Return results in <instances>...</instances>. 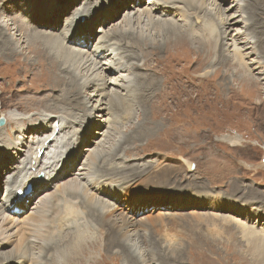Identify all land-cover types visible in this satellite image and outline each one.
<instances>
[{
  "label": "bare ground",
  "instance_id": "bare-ground-1",
  "mask_svg": "<svg viewBox=\"0 0 264 264\" xmlns=\"http://www.w3.org/2000/svg\"><path fill=\"white\" fill-rule=\"evenodd\" d=\"M43 1L45 4L50 1L56 2L54 11L44 14ZM130 1L134 5H127L122 20L108 28L105 27L111 19L110 16H116L120 12L117 1L82 0L76 4L79 0L69 2L38 0L36 4L29 5L37 9L33 11L32 18H26L23 12L17 14L18 17H23L25 28L12 18L0 19V58L2 60L8 61L6 54L19 55L25 56V59L29 61L24 60V62L33 64L34 58L30 57L28 52H38L43 54L42 57L44 56L45 62L49 65H57L62 69L61 72L56 73L55 85L53 84V90L60 89L58 95L52 96L47 93L38 97V94L41 95V89L39 92L25 90L27 97L33 100V104H17L10 96V100H13L10 103H13V106H9V109L2 112L0 109V113L7 120L6 127L0 128V264H40L39 257L43 247L54 248V253L51 255L53 261L48 259L43 264H99L96 254L99 252L101 255V250L108 248L109 238V246L113 245L119 249L123 255L122 260L126 264H152L154 261L156 264H170V260L187 264L188 260L182 259L179 254L186 252L187 243L194 242H200V246L206 245L215 251H220L218 241H215L216 238L212 235L217 233L210 226L220 225L223 219L218 217L219 221H215L214 215L211 214L191 216V223L195 224L196 229L193 228L194 230L191 231L193 234L188 238L193 237L186 243L180 242L172 246L170 242H163L162 245V242L158 244L156 241L152 243L150 241V243L147 242L149 248L147 246L146 249L143 244L144 251L137 250V245L129 242L138 238L140 233L146 232L142 229L146 224L136 222L124 211L129 203L127 202L129 194L126 193V189L135 180L129 173H127L128 176L125 173V176L121 177L115 172L98 170L94 167L92 159H99L101 167L108 168L110 171L116 167L126 168L120 156L122 150L110 156L115 133L119 132L118 128L112 125L119 123V119L123 122L132 117L129 111H122L126 106L135 109L138 114L139 120L133 127L138 129L140 125L138 131L141 129L146 133L151 124V121L146 123L145 120L147 108L152 119L158 117L166 119L172 107L183 108L190 113L199 111L197 105L201 103L203 95L211 94V92H197L195 81H198L197 84L200 85L199 79L207 76L210 66L209 58L213 54L217 56L219 64L221 61L229 60L223 53L222 39L231 42L228 46L235 54L233 63L237 64L236 78L241 82L249 80L254 81L255 84L261 83L258 81L259 74L264 75V47L262 38L255 30V25L259 16L264 15V0H221L226 5L223 10L218 8L213 0ZM143 1L145 5L141 6ZM64 11L68 12V16H64V23L60 28V24L58 25L55 19L56 15ZM214 12L220 14L219 27L212 26L205 19L206 14ZM43 19L47 20L46 24ZM213 19L217 20L214 17ZM8 21L11 22L8 23ZM31 21H38L43 31H47V26L53 25L49 29L55 34L33 31L36 26L33 27ZM95 23L100 24L94 28ZM197 23H202V27L196 26ZM84 24L87 25L83 27ZM240 26L244 30L241 31ZM28 29V33L23 32ZM20 30H23L22 33L16 32ZM76 30L83 31L85 38L73 36ZM232 30L234 33L230 34ZM178 32L180 36L177 35ZM89 41H92L90 47ZM166 44L178 45L186 55H201V57L193 63H188L185 59L189 58L185 56L182 58L179 55L172 56L169 52L164 53L163 56L168 61L167 66L169 65V73L163 75L166 79H163L160 84L150 79L147 84H140L138 78L145 72L150 71L149 76H156L152 61L157 59L158 53L154 51L165 50L163 47ZM255 51L262 53L263 62H259L262 70L259 69L261 66L252 65L256 62L253 59L249 61V64L242 61L244 57L248 58L250 54H255ZM36 62L43 64L41 61ZM182 62L191 68L186 74L177 72ZM18 66L13 67V72L15 69L17 73ZM254 70H256L255 74ZM87 89L91 92L88 93ZM213 95H215L213 99H221L217 93L214 92ZM249 96L250 94L247 97ZM22 98L19 99L23 100ZM46 98L54 101L55 107L44 104L43 101ZM1 102L0 97V108ZM200 118H202L201 115ZM193 119V126H195L198 121ZM92 123H95L98 128L102 127L101 130H97L102 138L96 143L95 148L89 146L83 148L89 156L85 157L78 168H73L76 159L70 161L68 159L72 157L68 155L76 150L73 154L77 158V150L79 154L81 151L79 144L84 130L87 128L90 134L91 127H94ZM103 126H106V129ZM172 126L173 123L168 124V127L172 128ZM225 138L231 143L239 140L234 136ZM129 152V149L124 151V153ZM70 174H74L75 179L79 180L77 184L68 178ZM52 192L53 196H51ZM19 194L22 195L20 197L27 194L24 197L27 203L18 197ZM78 194L81 195L80 206L72 201ZM58 197H64L59 211L58 203H54ZM86 200L96 212L97 219L107 227L105 233L108 234V239H105L99 231L93 233L89 230L90 227H95L84 219L85 213L79 209ZM16 208L33 209L32 213L38 221L25 232L23 244L18 251L4 252L3 248L13 239L11 229L5 226L9 219L7 212ZM238 212L249 213L250 210L240 209ZM224 220L229 225L223 224L221 227L233 231L234 226L230 224L235 225L245 243H243L244 246H234L237 244L235 242L237 238H234L232 242L235 244L231 246V241L223 238L224 243H220L224 251L220 252L227 256L226 252L231 250L235 255L242 256L244 264H264V232H256L252 227L237 224L227 218ZM199 222L205 224L206 228L203 231L208 232L204 234L201 231L202 226L197 225ZM75 226H82V229L79 230L80 228ZM62 229H65V232L61 233V236L66 232L77 233V235L64 240L60 237ZM206 234L212 237L207 238ZM53 235H55L54 238H52ZM226 242L229 245L225 244ZM155 247L159 249H156L158 252L153 254ZM162 247L164 249L160 250ZM56 251L63 255V261L56 256ZM162 251L167 252L168 255H161Z\"/></svg>",
  "mask_w": 264,
  "mask_h": 264
},
{
  "label": "rangeland",
  "instance_id": "rangeland-1",
  "mask_svg": "<svg viewBox=\"0 0 264 264\" xmlns=\"http://www.w3.org/2000/svg\"><path fill=\"white\" fill-rule=\"evenodd\" d=\"M37 1L38 0H0V19L5 18L9 20L12 18L16 23L25 28L23 17H18L17 14L23 12L26 18H32L33 11L37 9L29 5L33 3L36 4ZM58 1L69 2L72 0ZM116 1L119 5L120 12L117 13L116 16H110L111 19L105 28L112 26V24H116V22H120L127 5L133 4L130 0H113V2ZM80 2H82V0H79L76 4ZM213 2H215V5L221 10L226 8L225 3H222L221 0H213ZM42 5L45 7L42 9L44 14L53 12V8H56V2L50 1L45 4V1H43ZM144 5L145 1L142 2L141 6ZM66 12L67 11H64L61 12L60 15H56L55 20L58 21V25L60 24V28L63 26L64 16H68V12ZM206 15V21L212 26L219 27V24L221 25L219 13L214 12L213 14ZM213 17L218 21L213 19ZM43 20L46 24L47 20ZM10 22L11 21H8V23ZM31 23L33 27L34 25L36 26L33 31L55 34L53 30L49 29L53 25L47 26V31H43L38 21H31ZM87 24H84L83 27ZM99 24L100 23H95L93 27L95 28L99 26ZM196 26L201 28L202 23H197ZM74 29H76V27ZM221 29L223 30V26ZM239 29L241 31L244 30L242 26H240ZM255 30L262 38L261 41L264 47V15L259 16L257 19ZM22 31L23 30L16 32L22 33ZM28 31L29 29L23 32L28 33ZM11 32H13V30H11ZM233 33L234 30H232L230 34ZM177 35L180 36L179 32ZM73 36L85 38L83 31L78 30H76ZM221 41L223 53L228 56L229 60L226 62L221 61V64H219L217 62V56L213 54L209 58L210 66L207 76L199 79L200 85L197 84L198 81H195L197 92H211V94L203 95V99L200 100L201 103L197 105L199 111L190 113L183 108L178 109L172 107V109L168 111L166 119L161 117L152 119L147 108L145 120L146 123L147 121H151V124L149 125L148 133H146L141 129L138 131L140 125H138V129L133 127L139 120V118H137L138 114L135 109L126 106L125 110L123 109L122 111H129L132 113V117L123 120V122H120L121 119H119V123L112 125V127H117L119 132L115 133L114 143H112L113 145L111 146L112 150L110 149L111 152L109 151L110 156H112L116 152L119 153L120 150H122L120 156H122V163L126 165V168L121 169L116 167L113 168V171H110L108 168L104 169L101 167L98 161L99 159H92L94 161V167L98 170H102L103 172L107 170V172L111 173L115 172L121 177L122 175L125 176V173L126 175L129 173L135 180L131 186L126 189V193L131 196L128 195V205L123 206H126L124 211L130 215L131 219L146 224V226L142 228L146 230V232L144 234L140 233L138 238H135V240L132 239L133 241L129 242L131 244L135 243L134 245H137V250L144 251V245L146 249L147 246L149 248L148 243H150V241L151 243L152 241H156L158 244L162 242V245L163 242H170L172 246H176V243L188 242L193 237L188 238L189 235L193 234L191 231L196 229L195 224L192 225L191 223V216H198L199 214L206 216L209 214L214 215L215 221H219L218 217L223 219L220 225L210 226V228L214 229L217 233H212V235L215 236V241H218V248L222 252L224 249L221 243H224L225 240L228 241L229 239L231 241V246L235 244L232 242L234 238H237L235 240L237 244L234 246H244L243 243H245L244 239L240 237L241 233L235 225L230 224L234 226L233 231L227 228L229 223H225L224 219L226 218L237 222V224L252 227L256 232H264V79H261L264 75L259 74L258 83L261 82L259 83L260 85L255 84L254 81L250 82L249 80L244 82L239 81L236 78L237 72H235L237 64L235 65V62L233 63V61H235V54L231 50V47L228 46L231 42L226 39H222ZM91 44L92 41H89L88 46L90 47ZM80 46L87 50L83 45ZM163 48H165V50L154 51L158 53V55L157 59L152 61L154 73L161 78L149 76L148 74L150 71L148 69L149 72H145V74L138 78L140 84L145 85L150 80H156L157 83L160 84L163 79H166L163 75L169 73V65L167 66L168 61L165 56H163L164 53L169 52L172 56H185L189 58H184L188 63H193L198 57H201V55H186L183 49L178 45L166 44ZM126 50H129V48H126ZM87 51L90 52L89 50ZM28 55L34 58L33 64L28 63L29 61L25 59V56H11L6 54L8 61L0 58L1 112L5 111L9 106H13V103H10L13 102V100H10V96L14 98V102L16 101L17 104H33V100L27 97L28 94L24 92L25 90L39 92L41 89V95L38 94V97L47 93L52 96L59 94L60 89L53 90V84L55 85L54 80L57 75L56 73L61 72L62 69L58 68L57 65L51 66L45 62V58L44 56L42 57L43 54L41 53H32L29 51ZM261 57L262 53L260 51H255V54H250L248 58L244 57L242 61L249 64V61L253 59L256 61L252 64L253 66H261V63H259L263 62ZM24 60L28 62L26 63ZM35 60L41 61L43 64L40 65V62L37 63ZM15 65H19L17 73L15 69L14 72L12 70ZM190 69L188 65L182 62V64L178 66L177 72H179V74H186ZM259 69L262 70V66ZM25 71H27V73H25ZM253 73L255 74L256 70H254ZM141 77L142 79H140ZM86 91L88 93L91 92L90 89ZM214 92L217 93L221 99H213L215 96L213 95ZM231 93L234 96L230 95ZM248 94H250L249 97H247ZM230 96L231 99H229ZM20 97H23V100L19 99ZM45 100L43 101L44 104L55 107L54 101L47 98ZM34 105L37 106V104ZM11 111L13 110L11 109ZM139 113V115H141V112ZM200 115L202 118H200ZM0 118L4 120L0 128L6 127L7 120L2 116V113H0ZM193 118L198 121L195 126H193ZM178 119L180 120L178 121ZM169 123H173L172 128L168 127ZM91 125L94 127H91L92 129L90 128V134H88L89 130L87 128L84 130L81 138L82 141L79 144L81 151L79 154V150H77V158H75V154H73L76 150L70 152L68 155V157H72V159L69 158L68 160L71 161L76 159L73 168H78L85 157L89 156V153L83 151V148L88 146L90 148H95L96 143L102 138L101 135L97 133V130H101L102 127L98 128L95 123ZM104 127L106 129V126H103V128ZM178 128L182 129L179 130ZM226 136H234L239 138V140L235 143H231L225 138ZM122 148H124V150ZM125 149H129V153L131 154L124 153ZM106 157L108 158L107 154ZM75 177L74 174H70L68 178L75 181V184H77L79 180H76ZM143 190L144 193H142ZM25 196L19 197L21 200L24 199L26 201L24 198ZM51 196H53V192ZM63 199L64 197H58L54 201L55 204L58 203V211ZM79 200H81L80 194L72 201L74 204L80 206L82 203ZM239 208L249 209L250 212L240 214L238 212L240 210ZM79 209L84 211V219L88 220V222L95 227H90L89 230L93 233L99 231V233L101 232L105 236V239H108L109 236L105 233L107 227L97 219L96 212L90 207L89 201L86 200V203ZM33 211L34 210L31 208H26L25 210L16 208L15 210L13 209L7 212L9 219L5 223V226L11 229L10 233L13 239L12 242L3 248L4 252L19 250L23 244L25 232L38 221L37 217L32 213ZM213 224H215V222H213ZM223 224H227V229L221 227ZM197 225L198 227L202 226L201 231L206 228L203 222H199ZM243 225H241V227H243ZM77 227L80 228L79 230L82 229V226H75V228ZM63 232H65V229H62L60 232V237H63L64 240L71 238L72 235H77V233L66 232L61 236ZM205 232L208 231L204 230L203 233L205 234ZM54 237L55 235L52 236V238ZM205 237L210 238L212 236L206 234ZM109 239L107 242L108 248H103L101 250V255L99 252L96 254L99 264H126L122 260L123 255H121L119 249L113 245L109 246ZM140 240L141 242H139ZM199 243L200 242L187 243L186 252L179 254L182 259L188 260V262H186L187 264H244V262H242V256L235 255L231 250L226 252L227 257L224 253L215 251L213 248L206 245L200 246L201 243ZM227 243L228 242L225 244ZM52 249L43 247L39 257L40 264L47 262L48 259L51 262L53 261L51 255L54 253V248ZM156 249H159V247H155V252L153 254L158 252ZM162 249L164 248H160V250ZM95 252H97V249H95ZM55 254L62 260L63 255H61L59 251H56ZM160 254L164 256L168 255L167 252L163 253V251L160 252ZM152 264H156V262L154 261ZM170 264L181 263L170 260Z\"/></svg>",
  "mask_w": 264,
  "mask_h": 264
},
{
  "label": "water",
  "instance_id": "water-1",
  "mask_svg": "<svg viewBox=\"0 0 264 264\" xmlns=\"http://www.w3.org/2000/svg\"><path fill=\"white\" fill-rule=\"evenodd\" d=\"M4 123L3 118H0V125H2Z\"/></svg>",
  "mask_w": 264,
  "mask_h": 264
}]
</instances>
